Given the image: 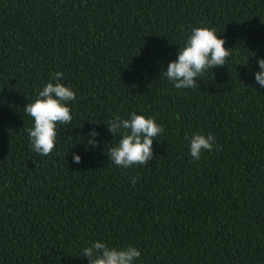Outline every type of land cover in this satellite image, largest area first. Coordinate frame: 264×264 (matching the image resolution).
Masks as SVG:
<instances>
[{
	"label": "trees",
	"instance_id": "16d2710c",
	"mask_svg": "<svg viewBox=\"0 0 264 264\" xmlns=\"http://www.w3.org/2000/svg\"><path fill=\"white\" fill-rule=\"evenodd\" d=\"M199 27L231 56L177 89L160 74ZM259 59L264 0H0V264H88L97 241L136 247L134 264H264ZM57 82L73 119L41 156L24 107ZM132 112L164 131L147 165L118 167L107 124ZM195 134L216 138L198 161Z\"/></svg>",
	"mask_w": 264,
	"mask_h": 264
},
{
	"label": "clouds",
	"instance_id": "9594fccd",
	"mask_svg": "<svg viewBox=\"0 0 264 264\" xmlns=\"http://www.w3.org/2000/svg\"><path fill=\"white\" fill-rule=\"evenodd\" d=\"M226 41L218 38L214 29L199 27L192 29L185 45L179 48L177 59L168 64L167 71L160 75L173 82L177 89H193L197 85V77L207 70L224 67L231 56L232 49L224 47ZM253 56L255 54H252ZM260 71L255 72V81L264 88V59L257 61ZM63 74L56 72L52 79L59 81ZM200 87V85H199ZM76 93L57 82L48 83L39 91L34 102L24 107V112L33 119V127L24 129L29 137L30 147L37 154L47 156L55 148L57 125H69L72 122L69 102L75 101ZM107 130L113 136L120 135L118 144L108 148L107 156L115 166L129 168L134 165H147L153 158V143L155 138L163 134L162 125L153 118H146L132 112L129 119L116 116L108 121ZM99 133L95 130L89 133L88 144L98 146L95 139ZM187 139V137H185ZM215 136L195 134L190 141L189 152L193 160H199L201 153L211 151L215 144ZM87 150V149H86ZM74 163H81L79 155H73ZM135 185L136 178H132ZM141 256L134 246L125 248H110L103 242H94L82 251V257L88 264H134Z\"/></svg>",
	"mask_w": 264,
	"mask_h": 264
}]
</instances>
